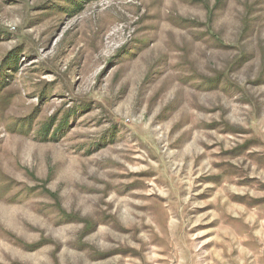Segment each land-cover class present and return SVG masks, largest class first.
I'll list each match as a JSON object with an SVG mask.
<instances>
[{"label":"rangeland","instance_id":"374dc122","mask_svg":"<svg viewBox=\"0 0 264 264\" xmlns=\"http://www.w3.org/2000/svg\"><path fill=\"white\" fill-rule=\"evenodd\" d=\"M0 264H264V0H0Z\"/></svg>","mask_w":264,"mask_h":264},{"label":"trees","instance_id":"16d2710c","mask_svg":"<svg viewBox=\"0 0 264 264\" xmlns=\"http://www.w3.org/2000/svg\"><path fill=\"white\" fill-rule=\"evenodd\" d=\"M11 59H12V57H10V58L8 57V59H7V60H10V61H12ZM8 64L10 65V62H8Z\"/></svg>","mask_w":264,"mask_h":264}]
</instances>
